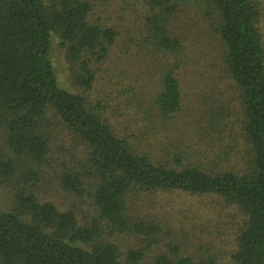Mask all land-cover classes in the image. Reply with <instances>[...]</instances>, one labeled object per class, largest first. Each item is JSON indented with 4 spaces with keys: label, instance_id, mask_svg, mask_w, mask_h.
I'll return each instance as SVG.
<instances>
[{
    "label": "trees",
    "instance_id": "16d2710c",
    "mask_svg": "<svg viewBox=\"0 0 264 264\" xmlns=\"http://www.w3.org/2000/svg\"><path fill=\"white\" fill-rule=\"evenodd\" d=\"M96 1L0 0V192L9 203L0 202V264H143L161 229L138 219L132 199L168 193L222 202L195 220L232 229V264H264V0H198L215 19L238 118L209 113L194 130L211 148L178 152L157 132L182 108L183 43L171 29L182 0H101L104 18ZM54 37L75 93L57 85ZM121 50L136 64L132 79L124 65L104 70L106 93L91 101L101 66ZM57 189L70 205L51 200ZM123 233L143 246L121 261L110 238ZM149 264L194 262L167 242Z\"/></svg>",
    "mask_w": 264,
    "mask_h": 264
},
{
    "label": "rangeland",
    "instance_id": "374dc122",
    "mask_svg": "<svg viewBox=\"0 0 264 264\" xmlns=\"http://www.w3.org/2000/svg\"><path fill=\"white\" fill-rule=\"evenodd\" d=\"M95 3V10L100 12V16L104 18L102 10L104 6H107V3L101 0H97ZM181 8L175 22L171 24V29L180 36L183 43L181 56L183 63L176 73L183 94L182 108L172 121L165 123L163 129L162 125L157 123L160 134L159 136L157 132V142L173 152L186 151L192 144L201 149L211 148L209 134L204 132L201 138L198 136L201 133L194 130L195 126L202 122L201 118H206L209 113L216 111L223 116L228 113L230 117L228 120L231 123H234L238 118V91L233 82L223 73V47L214 30L213 15L209 14L210 11L198 0H182ZM260 28L262 31L264 30V19L260 23ZM58 43L56 37L52 38L50 59L57 78V85L60 89L75 93L77 90L70 83L64 51ZM120 49L118 47V51ZM116 51L117 48L114 53ZM130 61L132 60L127 55L122 54V50L121 55L114 54L112 59L105 61L98 73L99 82L93 90L87 93L90 100L101 101L100 98L106 93L109 79L104 74V70L124 65L132 79L133 75L130 70L136 64L134 61ZM112 76L114 83L121 82L122 77L118 72H112ZM135 86L143 88L145 92H153V88L149 85L142 87V84L139 83ZM109 104L112 108L115 106L112 102ZM122 108L126 109L124 104ZM61 138L66 137L58 136L59 140ZM67 141L65 140V142ZM51 195V200L61 207L71 204L69 197L58 189L57 192L52 191ZM0 202L4 209L9 208L7 196L3 191L0 192ZM221 204L222 202L215 198L211 200L209 197H193L182 193L152 196L140 194L134 197L132 209L138 219L154 222L161 229V233L157 235V244L152 245L146 253L143 264H149L152 258L162 251L164 243L167 242L179 244L183 254L192 257L194 264L206 256L214 257L216 264H232L231 254L234 250L232 229L222 228V225H225L223 221H211L206 224V221L195 220L197 212L203 210L212 212L213 208L219 209ZM231 211L226 208L222 210L221 216L228 217L232 214ZM193 212L195 213L193 214ZM183 216L188 218L185 219ZM233 223L235 222L233 221ZM162 225L165 233L170 230V236L162 233ZM110 240L117 245L121 261L128 250L143 246L141 239L127 233L116 235Z\"/></svg>",
    "mask_w": 264,
    "mask_h": 264
}]
</instances>
